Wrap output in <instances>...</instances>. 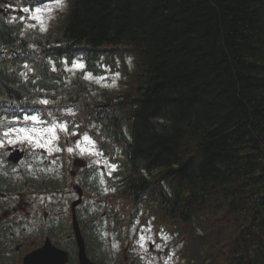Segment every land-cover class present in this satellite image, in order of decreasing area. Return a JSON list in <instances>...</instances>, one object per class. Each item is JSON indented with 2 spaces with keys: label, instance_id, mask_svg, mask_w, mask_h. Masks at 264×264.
I'll return each instance as SVG.
<instances>
[{
  "label": "trees",
  "instance_id": "1",
  "mask_svg": "<svg viewBox=\"0 0 264 264\" xmlns=\"http://www.w3.org/2000/svg\"><path fill=\"white\" fill-rule=\"evenodd\" d=\"M127 52L121 91L62 82L63 60ZM44 98L120 155L116 195L187 238L186 264H264V0H68L45 33L0 13V131Z\"/></svg>",
  "mask_w": 264,
  "mask_h": 264
},
{
  "label": "rangeland",
  "instance_id": "2",
  "mask_svg": "<svg viewBox=\"0 0 264 264\" xmlns=\"http://www.w3.org/2000/svg\"><path fill=\"white\" fill-rule=\"evenodd\" d=\"M26 1H22L23 4H11L6 0L5 2L0 1V13L9 21L21 23L25 30L41 31L40 25L35 20L28 19L30 14L24 13L22 9L24 7L34 9L41 6L42 3H51V0ZM67 8L68 0H64L62 8H54L51 13H44L42 19L45 30L41 32H47ZM22 17L23 19H21ZM29 25L35 26L30 27ZM76 63L83 64L84 67L76 68L74 67ZM61 65L59 74L62 77V82H68L71 76L82 73L92 93L97 95L104 89L118 92L121 91L122 84L128 85L129 72L133 69V60L131 54L127 52L124 61L118 59L116 65H102L99 73L87 70L81 54L75 55L71 63L63 60ZM22 68L23 70L20 71L22 75L26 76L31 73L27 65ZM87 74L91 75L90 79L85 78ZM101 77L103 79L97 82V78ZM113 81H115L114 86H112ZM41 101H47V103ZM51 105L45 98L40 100L38 106L40 112H27L21 118H17L15 124L0 131V140L5 141L4 145L0 147V174L7 176L12 182L13 188L11 189H15L13 191L23 192L19 203L22 205L25 202L27 205L32 203L33 214L37 212V209L40 210L41 204L68 205L77 196L73 185L79 184L85 193L83 204L97 203L103 208L107 205L111 206L110 215L101 225L97 226L98 242L94 248L96 255L102 259L106 258L107 264H186L184 247L187 244V238L179 237L173 233L170 227L155 224L142 209H134L129 201L123 200L116 195V192L114 193L115 186L113 184L117 181L114 171L118 169V165L111 158L105 157L99 150L97 140L94 138V127L81 125L83 121L80 123L77 117L78 107L64 105L55 109ZM26 116H36L38 119L37 121L25 120ZM59 124L66 125L67 131H62L57 127L55 129L57 139L53 140L51 145L46 144L45 147H36L27 141L20 142L18 140L13 144L7 143L9 138L16 140L19 133L15 131L10 133L9 137L3 136V133L9 128H31L42 131ZM80 125L82 127L78 128ZM32 135L35 136L36 133H32ZM85 135L92 141V144H88L83 139ZM49 139H51V134L43 133L41 142L44 143ZM77 141L80 142L81 147L89 151L81 153L80 149L76 147ZM9 145L25 150V154L19 162L13 163L7 160L6 146ZM69 147L73 148V152L67 151ZM56 148H59L60 151H55ZM76 157L83 159L84 165L82 162L74 164L73 161ZM44 179L45 181L54 179L56 181L54 188L60 189L50 190L44 185H41V188L34 187V184L37 185ZM29 190H32L30 198H28L29 193L27 192ZM15 201H12L9 209L16 206ZM20 216L18 219H23ZM141 237L144 239L141 240ZM156 245H160V247L157 248Z\"/></svg>",
  "mask_w": 264,
  "mask_h": 264
},
{
  "label": "flooded vegetation",
  "instance_id": "3",
  "mask_svg": "<svg viewBox=\"0 0 264 264\" xmlns=\"http://www.w3.org/2000/svg\"><path fill=\"white\" fill-rule=\"evenodd\" d=\"M82 163L84 165V162ZM76 185L80 186L83 192L82 202L75 207V216L84 241L86 255L91 261L107 264L106 258L103 260L96 255L94 248L98 242L97 226L110 215L111 206L107 205L103 208L97 203L83 204L84 189L79 184L73 185V189ZM59 189L53 187L54 191ZM13 190L15 189L0 190V264H23L24 255L42 247L46 241L66 252L67 261L62 264H79V247L73 227L72 200L68 205L41 204L40 210L37 209V212L33 214L32 203L30 205L26 202L24 205L19 203L23 192ZM27 192L30 198L32 190ZM13 200H16L14 203L16 206L9 209ZM19 216L23 219H18ZM98 217L101 219H97Z\"/></svg>",
  "mask_w": 264,
  "mask_h": 264
},
{
  "label": "snow or ice",
  "instance_id": "4",
  "mask_svg": "<svg viewBox=\"0 0 264 264\" xmlns=\"http://www.w3.org/2000/svg\"><path fill=\"white\" fill-rule=\"evenodd\" d=\"M63 6H64V0H51V3H42L41 6H38V7L34 8V9H31V8H28V7H24L22 9V11L24 13H29L30 15L28 16V19L35 20L37 22V24L40 25V30L44 31L45 27H44V21L42 19V15L44 13H51L54 8L59 9V8H62ZM21 19H23V17ZM29 26L30 27H34L35 25H29ZM74 67L82 69L84 67V65L80 64V63H76V64H74ZM116 75L118 76L119 74L117 73ZM85 78L86 79H90L91 75L87 74L85 76ZM100 79H103V78L102 77L101 78H97V82H99ZM114 84H115V81H113V85L112 86H114ZM105 86H109V85H105ZM41 102L45 103V104L47 103V101H41ZM37 119L38 118L36 116H26L25 117V120L37 121ZM57 127L60 130H62V131H67L66 125L59 124V125H53L51 127L43 129L42 131H38L36 129H31V128H28V129H25V128H19V129L9 128L7 131H5L3 133V136L4 137H9L10 133L15 131V132L19 133V135L17 136L16 140H13V139L9 138L7 140V143L13 144V143H16L17 140H18L20 142L27 141L29 144H33L36 147H45L46 144L47 145H51L52 141L57 139V137L55 136V129ZM32 133H36V135L33 136ZM43 133L51 134V139L47 140L44 143L41 142L42 138H43ZM73 135H75V133H73ZM83 139L88 144H92V141L88 138V136L85 135L83 137ZM4 143H5L4 140H0V147H2L4 145ZM76 147L80 149L81 153L89 151L88 149H85V148L81 147L79 141H77ZM49 150L51 151L52 149H49ZM55 151H60V149L56 148ZM67 151L69 153H71V152H73V148L69 147L67 149ZM143 239H144V237H141V240H143ZM113 247H116V245H113ZM156 247L159 248L160 245H156Z\"/></svg>",
  "mask_w": 264,
  "mask_h": 264
},
{
  "label": "water",
  "instance_id": "5",
  "mask_svg": "<svg viewBox=\"0 0 264 264\" xmlns=\"http://www.w3.org/2000/svg\"><path fill=\"white\" fill-rule=\"evenodd\" d=\"M10 151L8 155V159L18 162L23 157V150H20L19 148L12 149L11 146L8 147ZM75 163H79L80 160L77 159L74 161ZM77 192H78V198L73 200L71 203L73 212L75 209V206L81 201V191L79 190V187L76 186ZM73 227L75 229V235L77 244L79 247L78 251V257H79V264H97L93 261H91L85 253L84 248V241L82 239V236L80 234L79 228H78V222L76 220L75 215L73 216ZM67 261V254L65 251L60 250L58 248H55L50 244V242L46 241L45 244L36 249L33 250L30 253H27L23 257V264H62Z\"/></svg>",
  "mask_w": 264,
  "mask_h": 264
}]
</instances>
